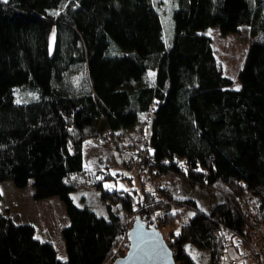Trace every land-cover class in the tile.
I'll return each mask as SVG.
<instances>
[{
	"label": "trees",
	"instance_id": "obj_1",
	"mask_svg": "<svg viewBox=\"0 0 264 264\" xmlns=\"http://www.w3.org/2000/svg\"><path fill=\"white\" fill-rule=\"evenodd\" d=\"M160 1H0V182L31 181L32 198L57 197L68 218L60 259L31 224L0 211V264H108L129 221L177 212L188 222L167 232L176 263L228 264L229 249L240 257L247 244L235 198L257 195L264 219V0H170L167 40ZM212 26L248 27L237 89L203 33ZM129 132L149 140L141 169L151 186L130 171ZM101 137L123 171L85 167L84 143ZM133 176L139 187L105 186ZM87 186L101 212L84 194L74 202Z\"/></svg>",
	"mask_w": 264,
	"mask_h": 264
},
{
	"label": "rangeland",
	"instance_id": "obj_2",
	"mask_svg": "<svg viewBox=\"0 0 264 264\" xmlns=\"http://www.w3.org/2000/svg\"><path fill=\"white\" fill-rule=\"evenodd\" d=\"M159 6L164 9V12L162 11L161 14L163 20V37L167 40L170 32L169 25L171 16L168 14L170 0L160 1ZM160 8H158L159 11ZM203 33L211 39V46L222 73L232 79L231 87L237 89L240 85L239 72L244 64L249 45L248 27H241L237 32L221 34L219 28L212 26L204 30ZM149 131L150 127L147 124L145 126V133L148 135ZM127 134V142L129 141L128 136L134 139L136 138L135 133L129 132ZM122 140L125 141L124 139ZM112 144L113 143L109 144L102 140H87L84 143L85 167L93 170L110 167L112 170L116 169L117 171H123V166L119 163L120 157L118 153L115 152L114 148H110ZM126 174L130 175L131 173L129 171ZM164 178V181L169 183L176 181L175 177L172 175H166ZM31 183L32 182L29 181L26 187L17 188L11 181L0 182V211L2 214L11 217L16 223L31 224L35 230V237L40 240L50 241L56 248L57 257L66 259L65 242L61 236L62 228L68 224L64 205L57 197L35 201L32 198L33 187ZM105 186L130 189L131 187H139L140 182L133 176L131 183L127 179H121L116 182H106ZM199 191L202 190L197 189L192 195L196 196ZM82 194L93 198L94 201H92V203L98 212L103 210L99 203L95 205V193L92 187L87 186L72 193V198L78 205L83 204V201L80 199V195ZM189 213H191V211H189ZM168 221L166 223L154 222L153 225L166 236L169 228L172 227L171 223ZM132 224L133 220H131V222L129 221L127 226L131 228ZM174 227L177 226L174 225ZM127 248L128 245L126 240H121L108 264L112 263L115 258L123 256ZM230 257H239L233 248H230L225 254L226 262L229 261ZM204 258L205 256L203 255L200 260L203 262ZM239 262L243 263V260L240 258ZM245 264H250V261L246 260Z\"/></svg>",
	"mask_w": 264,
	"mask_h": 264
},
{
	"label": "built area",
	"instance_id": "obj_3",
	"mask_svg": "<svg viewBox=\"0 0 264 264\" xmlns=\"http://www.w3.org/2000/svg\"><path fill=\"white\" fill-rule=\"evenodd\" d=\"M152 110L147 113V119H152ZM128 143L131 150L137 152L136 157L130 165V171L136 174H140L142 182L151 186L152 182L147 173L142 172V165L145 159L148 158L149 140L147 137H142L138 141L128 136ZM105 141L104 137L100 138V141ZM239 213L244 219V232L247 238V244L240 257H230L228 264H245L246 260L250 261V264H264V219L259 218L260 199L257 195H254L250 191H244L241 195L235 198ZM178 210V208H174ZM172 226L182 225L188 222V216L184 212H177L168 221ZM130 227L125 225L123 234L127 243V233ZM168 234L163 235L164 240L167 242ZM243 260V263L239 262V259Z\"/></svg>",
	"mask_w": 264,
	"mask_h": 264
},
{
	"label": "water",
	"instance_id": "obj_4",
	"mask_svg": "<svg viewBox=\"0 0 264 264\" xmlns=\"http://www.w3.org/2000/svg\"><path fill=\"white\" fill-rule=\"evenodd\" d=\"M7 3L9 0H0ZM56 31L53 27L48 36L49 55L53 54ZM128 248L123 256L115 258L111 264H177L174 253L155 225H148L139 215L127 233Z\"/></svg>",
	"mask_w": 264,
	"mask_h": 264
}]
</instances>
